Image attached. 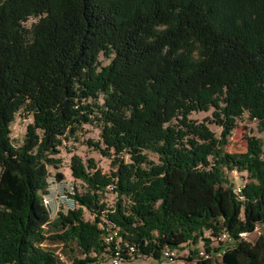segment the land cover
Returning a JSON list of instances; mask_svg holds the SVG:
<instances>
[{"label":"trees","instance_id":"1","mask_svg":"<svg viewBox=\"0 0 264 264\" xmlns=\"http://www.w3.org/2000/svg\"><path fill=\"white\" fill-rule=\"evenodd\" d=\"M216 9L201 0L0 1V264H96L117 245L124 261L128 245L133 258L161 264L163 250L189 246L196 264H264V234L243 236L264 224L263 143L251 137L244 153L225 148L246 112L264 131L263 21L229 26ZM192 40L201 48L195 60L182 53ZM101 54L110 59L102 67ZM211 108L220 138L190 119ZM21 109L33 122L16 146L11 124ZM95 121L104 147L90 144L116 169L103 174L74 155L72 175L88 190L73 196L77 210L52 218L49 167L63 142ZM234 171L247 174L240 193ZM107 187L113 207L101 200ZM47 225L56 231L48 235ZM111 230L117 237L107 242ZM225 232L230 240H219ZM48 243L83 257L61 262Z\"/></svg>","mask_w":264,"mask_h":264},{"label":"rangeland","instance_id":"2","mask_svg":"<svg viewBox=\"0 0 264 264\" xmlns=\"http://www.w3.org/2000/svg\"><path fill=\"white\" fill-rule=\"evenodd\" d=\"M1 1V0H0ZM146 0H134V2H141ZM206 4L216 5V11L221 12L219 22L226 23L229 26L236 25L241 29L250 28L258 16L261 17L263 24L259 26L264 29V9L260 3V0H201ZM37 18H30L26 25L30 26L35 23ZM200 44L196 40H192L184 45L182 53L189 56L192 60H195L200 55ZM100 66H105L110 63V59L104 54L99 57ZM100 103L103 102L102 96ZM190 119L195 124H205L215 134L216 137L220 138L223 127L218 125L213 117V108L209 110H198L194 111L190 115ZM235 125L232 126L227 133L226 150L232 153H244L247 150L248 139L255 137L263 143L264 147V131L260 128L258 120L250 117L249 113L246 112L242 116L237 117ZM33 122V117L30 113L21 109L15 120L11 124V139L14 145L20 146L26 137L27 126ZM175 124H179L177 120L173 121ZM99 143L102 147V128L98 121L93 123L83 124L81 129L75 134L74 137H70L68 140L63 142L60 148V153L56 155L59 159L57 166L49 167L50 177L48 179V194L44 196V201L51 209L52 218L58 216L59 213H67L68 211L79 208V204L73 200L75 193L84 194L87 192V186L84 182L76 179L72 175L71 163L74 155L81 157L84 164H88L90 159H93L96 163L97 168L101 170L103 174H110L116 167L112 162V156H106L93 144ZM148 158L151 161L158 162V155L151 152L145 151ZM127 162L130 161L128 154L124 155ZM1 174V169H0ZM58 174L63 175V179L57 178ZM229 178L235 183V185H243L247 180V174L245 172H231ZM101 200L108 205L113 207L117 197L111 187L106 188V192L103 193ZM83 215L86 220L93 221L94 215L89 212L86 208L83 209ZM56 229L52 225L45 226V232L50 235L55 232ZM264 234V224L258 225L256 230L251 234H244L243 236L250 240L255 239L260 235ZM208 235V233H206ZM203 243H199V247L202 249ZM217 243L215 242L214 245ZM184 249H177L175 251L176 257L174 260H166L168 263L163 264H196V261H188L187 257L189 254V246H184ZM46 248L51 251L62 250L64 255L69 261V257L72 255H78L83 257L82 254L75 248V252L71 251V248H64L58 243H48ZM96 264H111L110 258L107 254H103L98 258ZM124 264H161L149 256H137L131 257L130 260L125 261Z\"/></svg>","mask_w":264,"mask_h":264},{"label":"built area","instance_id":"3","mask_svg":"<svg viewBox=\"0 0 264 264\" xmlns=\"http://www.w3.org/2000/svg\"><path fill=\"white\" fill-rule=\"evenodd\" d=\"M243 185H236L235 187V192L236 193H240L242 190ZM117 237V231L115 230H111L109 233H107V235H105V240L107 242H111L113 241L115 238ZM219 240L222 241H226V240H230L229 235L225 232L223 234H221V236L219 237ZM60 246H62L61 244H58ZM128 248V255L133 257V254L135 253V248L134 246H127ZM57 258L61 261V262H67V257L64 255V253L62 252V250H58L55 251ZM201 255H203V252H201ZM176 257L175 251H170L168 249L163 250V259L165 260V262L163 263H168L166 260H174ZM110 262L111 264H124V258L121 254V250L118 247V245L116 246V251L114 252V254H112L110 256Z\"/></svg>","mask_w":264,"mask_h":264},{"label":"water","instance_id":"4","mask_svg":"<svg viewBox=\"0 0 264 264\" xmlns=\"http://www.w3.org/2000/svg\"><path fill=\"white\" fill-rule=\"evenodd\" d=\"M49 211H51L50 207H48Z\"/></svg>","mask_w":264,"mask_h":264}]
</instances>
